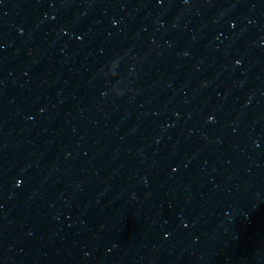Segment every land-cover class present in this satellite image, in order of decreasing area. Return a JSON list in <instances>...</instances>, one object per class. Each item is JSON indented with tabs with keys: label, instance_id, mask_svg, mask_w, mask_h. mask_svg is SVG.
<instances>
[{
	"label": "water",
	"instance_id": "95a60500",
	"mask_svg": "<svg viewBox=\"0 0 264 264\" xmlns=\"http://www.w3.org/2000/svg\"><path fill=\"white\" fill-rule=\"evenodd\" d=\"M0 264H264V0H0Z\"/></svg>",
	"mask_w": 264,
	"mask_h": 264
}]
</instances>
